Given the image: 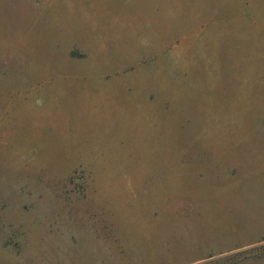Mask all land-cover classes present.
<instances>
[{
	"label": "rangeland",
	"instance_id": "374dc122",
	"mask_svg": "<svg viewBox=\"0 0 264 264\" xmlns=\"http://www.w3.org/2000/svg\"><path fill=\"white\" fill-rule=\"evenodd\" d=\"M193 148L262 156L264 0H0V254ZM201 264H264V242Z\"/></svg>",
	"mask_w": 264,
	"mask_h": 264
},
{
	"label": "crops",
	"instance_id": "0c3cea01",
	"mask_svg": "<svg viewBox=\"0 0 264 264\" xmlns=\"http://www.w3.org/2000/svg\"><path fill=\"white\" fill-rule=\"evenodd\" d=\"M190 150L194 158L155 166L138 189L87 191L43 223L31 218L20 252L0 254V264H201L262 244L264 151L214 159Z\"/></svg>",
	"mask_w": 264,
	"mask_h": 264
}]
</instances>
